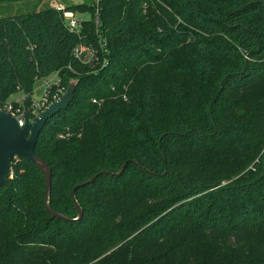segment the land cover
I'll list each match as a JSON object with an SVG mask.
<instances>
[{
  "label": "trees",
  "instance_id": "16d2710c",
  "mask_svg": "<svg viewBox=\"0 0 264 264\" xmlns=\"http://www.w3.org/2000/svg\"><path fill=\"white\" fill-rule=\"evenodd\" d=\"M63 7L0 16V102L77 81L35 146L63 217L13 158L0 264H264V0H99L72 30Z\"/></svg>",
  "mask_w": 264,
  "mask_h": 264
},
{
  "label": "water",
  "instance_id": "95a60500",
  "mask_svg": "<svg viewBox=\"0 0 264 264\" xmlns=\"http://www.w3.org/2000/svg\"><path fill=\"white\" fill-rule=\"evenodd\" d=\"M76 83V80H71L67 84L64 94L57 101L49 104L38 116L33 117L31 120H29V111H27L22 126L18 125L16 118L11 113L0 109V187H4L7 183L10 162L13 158L21 157L30 161L44 175L46 209L52 217L57 218H62L63 216L54 212L48 206L51 170L35 153V146L46 121L58 112L65 110L72 102ZM92 179L88 180V182H91ZM79 216H81L80 209Z\"/></svg>",
  "mask_w": 264,
  "mask_h": 264
},
{
  "label": "built area",
  "instance_id": "2783aa9c",
  "mask_svg": "<svg viewBox=\"0 0 264 264\" xmlns=\"http://www.w3.org/2000/svg\"><path fill=\"white\" fill-rule=\"evenodd\" d=\"M57 9H63L64 7H53ZM65 19L67 21L68 27L76 29L77 19H73L72 13L65 12ZM73 57L83 64H87L94 67L93 61L96 59L97 50L94 46L90 45H76L72 50ZM70 68V67H69ZM53 78L49 79L43 78V90L39 99H34L32 96L30 98L29 104L25 105L24 100L27 96L24 94L21 101H5L0 102V109L11 113L17 120L18 125L22 126L24 121V116L27 111H29V120L33 117L38 116L49 104L57 101L65 92L66 87L62 84L61 78L58 72L52 74ZM92 102H96L92 99ZM60 137H62L60 135Z\"/></svg>",
  "mask_w": 264,
  "mask_h": 264
},
{
  "label": "rangeland",
  "instance_id": "374dc122",
  "mask_svg": "<svg viewBox=\"0 0 264 264\" xmlns=\"http://www.w3.org/2000/svg\"><path fill=\"white\" fill-rule=\"evenodd\" d=\"M99 0H22L17 2H11L0 5V16L2 15H15L21 13H27L31 10L42 9L45 7H63L65 3L67 4H77L81 6L76 13H72L73 19H89L90 14L84 11V6H91V8L96 9ZM49 79L53 78V75L48 76ZM43 90V79H38L33 84V94L34 99H39ZM22 92H17L13 94L9 101H21L23 97Z\"/></svg>",
  "mask_w": 264,
  "mask_h": 264
}]
</instances>
